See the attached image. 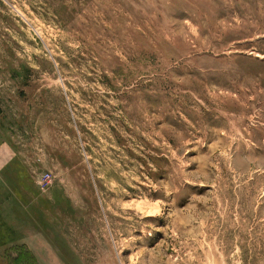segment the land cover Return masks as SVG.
Here are the masks:
<instances>
[{"label":"rangeland","instance_id":"1","mask_svg":"<svg viewBox=\"0 0 264 264\" xmlns=\"http://www.w3.org/2000/svg\"><path fill=\"white\" fill-rule=\"evenodd\" d=\"M0 264H264V0H0Z\"/></svg>","mask_w":264,"mask_h":264}]
</instances>
